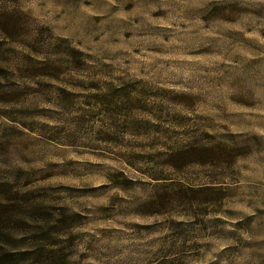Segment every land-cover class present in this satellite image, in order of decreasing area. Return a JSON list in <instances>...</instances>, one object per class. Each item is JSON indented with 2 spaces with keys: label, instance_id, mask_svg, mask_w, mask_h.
<instances>
[{
  "label": "rangeland",
  "instance_id": "1",
  "mask_svg": "<svg viewBox=\"0 0 264 264\" xmlns=\"http://www.w3.org/2000/svg\"><path fill=\"white\" fill-rule=\"evenodd\" d=\"M0 264H264V0H0Z\"/></svg>",
  "mask_w": 264,
  "mask_h": 264
},
{
  "label": "trees",
  "instance_id": "2",
  "mask_svg": "<svg viewBox=\"0 0 264 264\" xmlns=\"http://www.w3.org/2000/svg\"><path fill=\"white\" fill-rule=\"evenodd\" d=\"M217 147H218V146H215V147H214V146H213V147H207V148H201V149H197V150L195 149V151H202V150H206V149H207L209 152H211V153H210V156H211V158H212V157H217L216 153H214V150H215Z\"/></svg>",
  "mask_w": 264,
  "mask_h": 264
}]
</instances>
